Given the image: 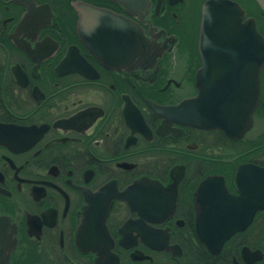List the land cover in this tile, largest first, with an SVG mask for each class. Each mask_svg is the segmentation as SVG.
Returning <instances> with one entry per match:
<instances>
[{
  "label": "flooded vegetation",
  "instance_id": "obj_1",
  "mask_svg": "<svg viewBox=\"0 0 264 264\" xmlns=\"http://www.w3.org/2000/svg\"><path fill=\"white\" fill-rule=\"evenodd\" d=\"M207 1L0 0V264H264V65L232 136Z\"/></svg>",
  "mask_w": 264,
  "mask_h": 264
},
{
  "label": "water",
  "instance_id": "obj_2",
  "mask_svg": "<svg viewBox=\"0 0 264 264\" xmlns=\"http://www.w3.org/2000/svg\"><path fill=\"white\" fill-rule=\"evenodd\" d=\"M264 12V0H256ZM204 19L200 37V52L206 65H210L211 59H225L219 61L221 73L231 76H247L241 79L239 89L243 93L236 103L238 110L230 117L225 116L226 122H230L232 136H239L251 120V113L256 104L259 89L257 73L264 65V39L257 33L254 22L246 20L241 22L242 12L232 3L226 1H207L203 6ZM151 53H161L158 47L152 46ZM230 66V71H228ZM238 66H256L254 71L240 72ZM235 67V68H234ZM238 70V71H237ZM254 76V77H253ZM231 106H235L232 102ZM180 107L183 109L182 123L192 125V112L190 100ZM233 113V112H232ZM220 121V122H219ZM217 121L223 124L222 120Z\"/></svg>",
  "mask_w": 264,
  "mask_h": 264
}]
</instances>
